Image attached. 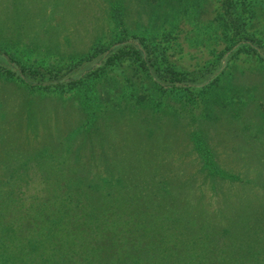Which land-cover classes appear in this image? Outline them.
Returning a JSON list of instances; mask_svg holds the SVG:
<instances>
[{"label":"rangeland","instance_id":"rangeland-1","mask_svg":"<svg viewBox=\"0 0 264 264\" xmlns=\"http://www.w3.org/2000/svg\"><path fill=\"white\" fill-rule=\"evenodd\" d=\"M252 2L245 16L264 37V0ZM219 9L220 0H0V64L11 68L13 58L41 71L66 67L130 29L155 35L178 68L194 71L224 48L214 20ZM165 30L171 34L164 38ZM213 75L214 85L201 96L193 90L186 101L184 93L160 92L129 62L107 67L87 88V81L79 88H37L35 80L0 74V182L19 184L15 195L23 206L46 195V174L93 187L102 182L111 191L140 182L142 194L155 195L150 205L157 204L148 221L165 228L166 238L182 228L191 241L201 230L207 244L205 231L221 235L227 226L234 245L260 249L264 60L237 53ZM198 139L210 147L221 174L209 173ZM255 229L259 241H253Z\"/></svg>","mask_w":264,"mask_h":264},{"label":"trees","instance_id":"trees-1","mask_svg":"<svg viewBox=\"0 0 264 264\" xmlns=\"http://www.w3.org/2000/svg\"><path fill=\"white\" fill-rule=\"evenodd\" d=\"M252 4V0H220L214 20L222 28L224 48L207 65L194 71L178 68L159 47L155 35L129 29L91 46L66 67L41 71L21 61L15 63L12 58L9 63L13 67L0 64V74L21 81L35 80L31 86L37 88H79L84 81L87 88L92 78L99 77L107 67L129 62L142 69L160 92L184 93L186 101H190L193 90L197 89L196 94L201 96L216 83L218 76L213 71L222 69L227 57L252 52L264 60V37L251 30L245 16ZM170 34L165 30L161 37ZM86 62L92 63L85 66ZM76 67L79 72L73 76L71 71ZM197 148L204 154L209 173L221 174L210 147L198 139ZM98 184L93 187L82 179L46 174V195H38L34 203L23 206L22 196L15 195L19 184L14 179L9 185L0 182V264H264V244L260 249L253 248L250 242L234 245L227 226L220 227L225 229L221 235L219 229L211 234L204 230L209 238L207 244L202 242L201 230L193 234L191 241L185 238L182 228L166 238L165 228L158 231L148 221L156 215L157 204L150 205L155 195L142 194L144 186L140 182L134 181L122 191L107 190L102 182ZM153 221L157 227L158 222ZM121 222H126V226ZM253 234L257 238L253 241H259L257 229ZM201 252H206L203 259ZM214 254L218 258H213Z\"/></svg>","mask_w":264,"mask_h":264}]
</instances>
